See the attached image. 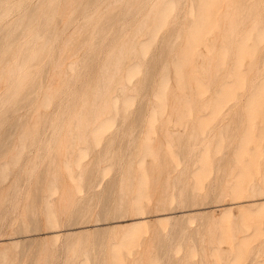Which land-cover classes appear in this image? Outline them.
<instances>
[{
	"label": "rangeland",
	"instance_id": "rangeland-1",
	"mask_svg": "<svg viewBox=\"0 0 264 264\" xmlns=\"http://www.w3.org/2000/svg\"><path fill=\"white\" fill-rule=\"evenodd\" d=\"M231 1L0 0V264H264V0Z\"/></svg>",
	"mask_w": 264,
	"mask_h": 264
},
{
	"label": "bare ground",
	"instance_id": "bare-ground-1",
	"mask_svg": "<svg viewBox=\"0 0 264 264\" xmlns=\"http://www.w3.org/2000/svg\"><path fill=\"white\" fill-rule=\"evenodd\" d=\"M136 1H137V0H136ZM140 1H141V0H140ZM216 1H218V0H216ZM230 1H231V0H230ZM133 2H134V1H133ZM221 2H222V1H221ZM225 2H226V1H224V3H225ZM232 2H234V1L232 0L231 3H232ZM134 3H135V2H134ZM228 3H229V2H228ZM228 3H227V4H228ZM234 3H235V2H234ZM229 4H230V3H229ZM33 5H34V4H33ZM221 5H223V3H221ZM221 5H220V6H221ZM218 6H219V5H218ZM221 7H222V6H221ZM221 7H218V8L220 9ZM128 8H129V7H128ZM128 8H127V10H128ZM131 8H132V7H131ZM125 10H126V9H125ZM221 10H222V9H221ZM234 10H235V9H234ZM123 11H124V10H123ZM238 11H239V10H238ZM125 12H126V11H125ZM219 12H221V11H218V14H219L220 16H222V15H221L222 13H219ZM222 12H223V11H222ZM115 13H116V12H115ZM225 13H226V12H225ZM218 14H217V15H218ZM226 14H227V13H226ZM229 14H231V12H229L228 15H229ZM246 14H247V13H246ZM217 15H216V16H217ZM219 15H218V17H219ZM228 15H227V16H228ZM231 15H232V16H231ZM231 15H230L231 18L228 17V21L231 20V21L233 22V21H234V18H233V15H234V14H231ZM223 16H224V15H223ZM104 18H105V17H104ZM226 19H227V18H226ZM226 19H225V20H226ZM109 20H110V19H109ZM214 20H216V19L214 18ZM223 20H224V19H223ZM228 21H227V23H228ZM231 21H230V22H231ZM235 22H237V21H235ZM259 22H260V21H259ZM100 23H102V22L100 21ZM106 23H107V22H106ZM221 23H222V22H221ZM216 24H217V23H216ZM231 24H232V23H231ZM231 24L229 23V25H231ZM107 25H108V24H107ZM218 25H219V24H218ZM235 25H236V23H235ZM215 26H216V25H215ZM225 26H226V24H225ZM227 26H228V25H227ZM227 26H226V27H227ZM257 26H258V24H257ZM257 26H255V27H257ZM56 27H57V26H56ZM95 27H96V26H95ZM105 27H106V26H105ZM97 28H98V27H97ZM226 29H227V28H226ZM96 30H97V29H96ZM224 31H225V30H224ZM226 32H227V31H225L224 33H226ZM225 35H226V34H225ZM225 35H224V36H225ZM66 36H67V35H66ZM67 37H68V36H67ZM69 37H70V36H69ZM232 37H233V36H232ZM234 37H235V36H234ZM234 37H233V38H234ZM233 38H232V40H233ZM99 40H100V39H99ZM65 42H67V41H65ZM205 42H206V41H205ZM230 42H231V41H230ZM206 45H207V43H206ZM232 46H233V45H232ZM107 49H108V48H107ZM105 50H106V49H105ZM12 51H13V50H12ZM8 52H9V51H8ZM73 55H74V54H73ZM8 56H9V55H8ZM68 57H69V56H68ZM66 60H67V59H66ZM213 62H214V60H213ZM60 66H61V65H60ZM29 75H30V74H29ZM26 76H27V75H26ZM26 78H27V77H26ZM17 79H18V78H17ZM15 80H16V79H15ZM55 81H56V80H55ZM19 82H20V81H19ZM207 82H208V81H207ZM26 83H27V82H26ZM84 84H85V83H84ZM15 85H16V84H15ZM80 85H81V84H80ZM20 86H21V85H20ZM93 88H94V87H93ZM112 93H113V92H112ZM206 108H207V107H206ZM173 150H174V149H173ZM248 189H249V188H248ZM81 218H82V217H81Z\"/></svg>",
	"mask_w": 264,
	"mask_h": 264
}]
</instances>
